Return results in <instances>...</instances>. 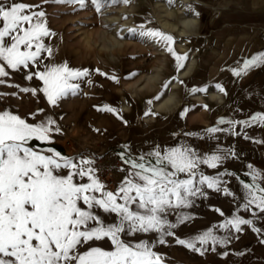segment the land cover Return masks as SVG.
Segmentation results:
<instances>
[{
  "label": "rangeland",
  "instance_id": "rangeland-1",
  "mask_svg": "<svg viewBox=\"0 0 264 264\" xmlns=\"http://www.w3.org/2000/svg\"><path fill=\"white\" fill-rule=\"evenodd\" d=\"M22 2L41 4V0ZM43 10L46 26L55 33L43 38V43L52 48V54L42 52L39 65L32 70L44 71L46 67L66 63L72 69H88L90 75L75 81L80 85L76 95L62 97L53 106L42 92L33 96L9 86L43 87L38 78L28 81L24 72H13L7 83L0 85V93L18 94L0 97V110L19 114L32 123L46 116L55 119L61 131L48 143L60 146L63 156L93 158L98 178L104 185L98 173L99 163H111L117 182L113 189L105 186L107 191L115 192L128 174L127 166L119 159L122 151L139 156L157 147L163 150L186 145L198 154L210 155L217 150L232 149L236 158H230L217 169L201 167L209 176L227 169L231 174L225 177L226 186L235 199L209 190V198L198 199L190 210L194 219L180 225L175 234L190 238L236 214V205L244 194L239 181L251 179L247 166L251 164L256 170L264 171V145L254 142L264 139V126L233 128L252 137L251 140L244 134L225 132L209 136L205 130L213 126L228 127L218 124L221 118L239 121L264 113V66L239 78L230 71L238 61L264 51V0H173L171 4L168 0H130L127 4L104 7L101 12L95 10L90 0H86L84 8L75 0L71 3L49 0ZM140 26L171 35L175 52L188 54L185 66L191 57L195 59L190 75L179 77L185 66L177 70L175 58L163 44L128 35V29ZM149 76H153L152 89L147 84L135 93V87L145 85ZM175 81L180 82L173 90L179 105L170 113L156 111L154 106L159 100L154 97L168 83L165 97ZM217 84L225 91L217 90ZM193 87L207 91L192 93ZM211 91L219 92L222 101L212 99ZM105 105L116 109V113L99 110ZM40 109L44 112L34 119L29 115ZM149 110L154 114L145 115ZM115 160L119 163L114 164ZM214 209H220L223 216ZM239 214L247 215L242 209ZM176 215V212L170 214L169 221L174 223ZM255 224L264 229V219H257ZM224 232L225 229L218 230V234ZM155 239L154 233L135 237L137 241ZM262 239L264 235L245 227L227 248L228 256L218 254L225 250L223 247L202 256L176 245L172 237L167 245H157L155 251L164 254L165 264H264ZM95 246L110 247L107 241Z\"/></svg>",
  "mask_w": 264,
  "mask_h": 264
},
{
  "label": "snow or ice",
  "instance_id": "snow-or-ice-1",
  "mask_svg": "<svg viewBox=\"0 0 264 264\" xmlns=\"http://www.w3.org/2000/svg\"><path fill=\"white\" fill-rule=\"evenodd\" d=\"M48 2L27 4L22 0H0V85L6 84L13 72H24L26 80L38 78L43 87L9 86L33 96L42 92L47 103L54 106L62 97L76 95L80 85L75 81L87 78L90 73L88 69L69 68L66 63L46 67L44 71L32 70L39 65L42 52L52 54V48L43 43V38L55 35L44 19L43 5ZM51 2L71 3L73 0ZM75 2L81 8L86 7V0ZM90 2L101 12L104 7L127 4L130 0ZM168 2L171 4L173 0ZM127 32L129 36L163 44L175 58L176 69L185 66L188 54L175 52L171 35L143 26ZM260 66H264V51L238 61L230 71L239 78ZM167 88L168 83H165L154 99L160 100ZM215 88L225 91L219 84ZM190 91L197 93L207 89L193 87ZM17 94L0 93V97ZM99 110L117 111L107 105ZM43 112L40 109L29 115L34 119ZM149 114L154 113L145 112ZM218 124L228 127L213 126L205 132L209 136L219 132L241 135L244 133L233 131L235 126H264V113L239 121L221 118ZM60 131L51 116L32 123L19 114L0 110V264H165L166 257L155 248L167 245L170 237L176 245L202 256L221 247L225 250L218 254L228 256L227 248L245 227L264 235V229L255 224L257 219H264V171L256 170L251 164L247 166L250 181H239L244 194L236 205V214L190 238L175 234L180 225L194 219L190 210L198 199L209 198V190L235 199V194L226 186L225 177L231 174L227 169L209 176L201 167L217 169L230 158H236L234 150H217L204 155L182 145L163 150L157 147L139 156L122 151L119 159L127 166L128 174L113 192L107 191L99 180L93 158L66 157L51 147L45 150L30 146L33 140L50 142ZM244 135L246 139H253ZM254 142L264 145V139ZM241 209L246 216L239 214ZM214 210L223 216L220 209ZM173 212L177 213L174 223L168 219ZM221 228L225 229L223 235L218 234ZM149 233H154L156 239L135 240L138 234ZM104 241L109 243V248L95 246ZM261 242L264 243V239Z\"/></svg>",
  "mask_w": 264,
  "mask_h": 264
},
{
  "label": "bare ground",
  "instance_id": "bare-ground-1",
  "mask_svg": "<svg viewBox=\"0 0 264 264\" xmlns=\"http://www.w3.org/2000/svg\"><path fill=\"white\" fill-rule=\"evenodd\" d=\"M181 47V45H180ZM230 52V51H229ZM195 65V59L193 57H191L189 59V61L187 62L185 68L183 70L180 71L179 77L180 78H185L188 75H190V73L192 72L193 68ZM153 79V76H149L147 77V82L145 85L138 87V85L135 87L134 92L138 93L140 91H142V89L148 84V86L150 87V89H152V86L150 85V80ZM178 86H180V82L175 81L174 84L172 86H170L168 93L165 97H163L161 100L157 101L155 103L154 109L158 112H164V113H170L172 112L175 108H177V106L179 105V101L176 99L175 94L173 92V90L175 88H177ZM133 92V91H132ZM209 96L212 99H217L222 101V96L219 92L217 91H211L209 92Z\"/></svg>",
  "mask_w": 264,
  "mask_h": 264
},
{
  "label": "built area",
  "instance_id": "built-area-1",
  "mask_svg": "<svg viewBox=\"0 0 264 264\" xmlns=\"http://www.w3.org/2000/svg\"><path fill=\"white\" fill-rule=\"evenodd\" d=\"M119 161L115 160L114 164H118ZM99 177L104 181L105 186L109 188H115L117 178H116V171L112 168L111 163L106 164L105 162L99 163L98 167Z\"/></svg>",
  "mask_w": 264,
  "mask_h": 264
},
{
  "label": "trees",
  "instance_id": "trees-1",
  "mask_svg": "<svg viewBox=\"0 0 264 264\" xmlns=\"http://www.w3.org/2000/svg\"><path fill=\"white\" fill-rule=\"evenodd\" d=\"M30 145L33 146V147L44 148V149H47V148L51 147L55 151H59L60 153H62V149L60 148V146H57L55 144H50L48 142L39 141V140H33V141H30Z\"/></svg>",
  "mask_w": 264,
  "mask_h": 264
},
{
  "label": "crops",
  "instance_id": "crops-1",
  "mask_svg": "<svg viewBox=\"0 0 264 264\" xmlns=\"http://www.w3.org/2000/svg\"><path fill=\"white\" fill-rule=\"evenodd\" d=\"M251 178V177H250Z\"/></svg>",
  "mask_w": 264,
  "mask_h": 264
}]
</instances>
